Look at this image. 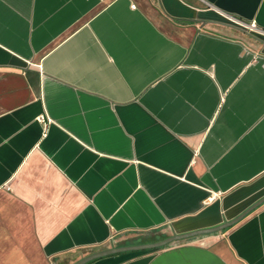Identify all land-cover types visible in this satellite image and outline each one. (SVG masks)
<instances>
[{
	"label": "crops",
	"instance_id": "crops-1",
	"mask_svg": "<svg viewBox=\"0 0 264 264\" xmlns=\"http://www.w3.org/2000/svg\"><path fill=\"white\" fill-rule=\"evenodd\" d=\"M264 0H0V264H264Z\"/></svg>",
	"mask_w": 264,
	"mask_h": 264
},
{
	"label": "water",
	"instance_id": "water-1",
	"mask_svg": "<svg viewBox=\"0 0 264 264\" xmlns=\"http://www.w3.org/2000/svg\"><path fill=\"white\" fill-rule=\"evenodd\" d=\"M262 202H264V199L261 200L260 202H258V204H256L251 209L256 208ZM243 216H245V213L243 214ZM242 217L240 216V218H238L236 220H232L230 222L221 224L220 226H217L215 228H210V229H206V230H195V231H190V232H186V233H179V234H175L173 236L167 237L165 239H162L160 241L153 242V243L133 245V246H123V247H118V248H116V247L115 248H111V249H108V250H104V251H101V252H97V253L91 254V255L83 258L82 260H80L76 264H86V263H88V262H90L92 260H95L97 258L105 257V256H108V255H112V254H116V253H120V252L147 251V250L161 249V248L166 247L168 245L177 244L179 242H182V241H185V240H188V239L200 236V235H206V234H212V233L224 231L227 228H229L232 225H234Z\"/></svg>",
	"mask_w": 264,
	"mask_h": 264
},
{
	"label": "built area",
	"instance_id": "built-area-1",
	"mask_svg": "<svg viewBox=\"0 0 264 264\" xmlns=\"http://www.w3.org/2000/svg\"><path fill=\"white\" fill-rule=\"evenodd\" d=\"M245 26H247V28L250 29V30H257V31H260L261 33L264 34V31L259 30L258 28H256L255 24H249V25L245 24Z\"/></svg>",
	"mask_w": 264,
	"mask_h": 264
},
{
	"label": "trees",
	"instance_id": "trees-1",
	"mask_svg": "<svg viewBox=\"0 0 264 264\" xmlns=\"http://www.w3.org/2000/svg\"><path fill=\"white\" fill-rule=\"evenodd\" d=\"M189 240V239H188ZM186 241V240H185ZM182 242H184V241H182ZM169 246V245H168ZM168 246H166V247H168ZM166 247H164V248H166Z\"/></svg>",
	"mask_w": 264,
	"mask_h": 264
}]
</instances>
